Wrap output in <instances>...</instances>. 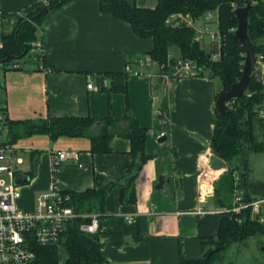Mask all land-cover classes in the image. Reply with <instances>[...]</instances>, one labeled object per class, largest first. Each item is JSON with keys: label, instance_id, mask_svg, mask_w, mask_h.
I'll list each match as a JSON object with an SVG mask.
<instances>
[{"label": "crops", "instance_id": "1", "mask_svg": "<svg viewBox=\"0 0 264 264\" xmlns=\"http://www.w3.org/2000/svg\"><path fill=\"white\" fill-rule=\"evenodd\" d=\"M127 1L155 8L159 0ZM40 6L41 0H0V44L22 17ZM41 32L40 64L4 71L6 117L23 121L112 116L120 121L109 127V151H92L88 135L52 139L48 133H35L12 142L24 164L26 155L32 160L29 167L19 165L30 176L20 185L21 192L24 185L31 197L24 208L33 207L54 183L66 192H82L100 177L106 192L104 206L92 213L100 216L97 234L104 264H182L183 255L203 258L213 245L205 240L217 234L221 223L214 194L216 181L226 170L218 171L215 179L210 172L204 176L206 185L210 183L204 193L199 178L202 158L215 153L212 139L219 112L216 103L223 91L221 78L202 70L203 74L168 81L160 66L136 65L137 57L153 49L154 37L138 35L129 21L103 10L100 0H69L51 9ZM170 54L182 57L177 48ZM128 63L139 72H127ZM105 73L109 74L101 85L98 77ZM91 81L94 88L88 87ZM127 106L146 128L149 158L140 168L130 138L120 134L127 126L122 120ZM101 125L93 132L98 133ZM69 149L78 151L79 158H66L55 170L52 152ZM204 166L211 168L209 160ZM128 215L134 216L132 222ZM261 243L264 251V240Z\"/></svg>", "mask_w": 264, "mask_h": 264}, {"label": "trees", "instance_id": "2", "mask_svg": "<svg viewBox=\"0 0 264 264\" xmlns=\"http://www.w3.org/2000/svg\"><path fill=\"white\" fill-rule=\"evenodd\" d=\"M67 1L69 0H53L49 5H41L22 17L12 33L2 36L0 63L5 65L6 70L23 69L18 66L17 60L29 54L33 49V42L42 38L41 26L44 16L51 9L62 6ZM100 2L103 10L129 21L138 35L154 37V47L148 53L153 60L168 65L175 58L170 59L172 48H177L182 57L194 59L198 63L199 74L209 71L213 76L220 77L222 90H229L235 82L239 81L243 73L246 50L236 34L235 8L237 6L252 3L249 10V34L256 54L264 52V42H261L264 38V0H159L155 8L138 7L127 0H100ZM217 8L223 34L222 57L219 60L212 59L211 50L194 40L193 28L173 27L166 23L168 16L174 12L182 11L200 17L206 11ZM37 55L43 60V53L39 52ZM145 55L137 57L134 63L142 65L141 61ZM108 74H100L101 76L98 77L101 85H104V78ZM247 93L229 105V112L225 114L218 112L214 128L212 149L215 154L229 163V169L221 174L215 184L214 200L220 207L233 206L237 189H242L247 200L258 197L251 191L254 183L250 179L249 155L251 152H264V120L258 116V107L264 100V87L257 80L254 72H252ZM0 109L6 111L5 107ZM122 120L127 122V126L120 130V134L130 138L132 153L134 157L140 158L138 165L140 168L149 158V155L145 153L146 128L139 124L138 118L129 107ZM119 121L112 116H49L23 121L7 118L6 125L12 135L11 140H8L10 142H16L20 137L35 133H48L52 139L60 135H88L92 141V151L101 152L111 149L112 135L109 133V127L116 125ZM97 124H102V127L98 133H94L93 128ZM235 159L239 163L232 165ZM240 165L243 166V170H239ZM134 178L135 175L130 177V186L134 185ZM97 179L94 187L71 193L70 204L77 212L103 209L106 192L101 186L100 177ZM131 198H134V189H132ZM220 214L221 223L217 234L205 240L206 243L213 244L206 255L200 259H188L183 255L182 264H214L216 260L222 258L217 255L232 243L245 242L252 236L264 234V226L251 217L249 209L239 215ZM88 220V218L80 217L70 222L61 237L60 246L35 244L36 263L104 264L105 257L98 234L80 229V224ZM61 248L67 252L63 262ZM211 251L213 252L208 257Z\"/></svg>", "mask_w": 264, "mask_h": 264}, {"label": "built area", "instance_id": "3", "mask_svg": "<svg viewBox=\"0 0 264 264\" xmlns=\"http://www.w3.org/2000/svg\"><path fill=\"white\" fill-rule=\"evenodd\" d=\"M53 0H41V5H49ZM257 1H255L256 3ZM264 21V15H263ZM167 24L173 27L187 26L194 29V40L201 43L206 33H209L211 46L202 44L204 47H211V57L219 60L222 57L223 34L220 29L219 9L209 12L204 18L195 17L191 13L182 11L170 14L166 20ZM212 23H215L217 29H212ZM44 44L41 39L33 42V52H44ZM173 56L170 55V59ZM141 64H153L160 66L164 72L162 75L168 81L177 79L185 75H198L200 67L198 63L191 58L177 57L172 59L168 65L160 64L153 60L150 54H146ZM127 72L138 73L131 63L126 65ZM257 80L264 87V52L256 54V66L253 70ZM89 88H94L95 83L89 82ZM247 93V91H246ZM245 93V94H246ZM251 95V93H247ZM233 99L229 105L234 102ZM258 116L264 120V100L258 107ZM3 115H0V122L3 121ZM19 149L10 141L0 142V174L7 173L10 180L0 177V264H37V254L34 249L35 244L39 245H59L63 233L68 224L76 218H88L80 224V229L88 233H97L99 229V213L77 212L70 204L72 194L64 191L58 183L46 192L41 193L36 198L33 207H20L18 200L22 197L21 186L15 183V177L21 172L19 165L24 161L23 157L18 155ZM202 158L203 168L199 178H204L211 168L207 170L204 163L208 164L210 155ZM79 158L76 150H60L52 152V163L56 170L62 160L66 158ZM210 166V165H209ZM211 167V166H210ZM214 170V169H213ZM224 170H221L223 172ZM220 172V173H221ZM220 173L215 178H218ZM201 182V191L204 193L209 188L205 179ZM201 193V194H202ZM203 195V194H202ZM251 212V217L256 219L264 226V195L254 199H245L242 189H237L233 199L232 207H221L220 213L241 214L242 212ZM203 212V210H200ZM129 222L134 220L133 215H128Z\"/></svg>", "mask_w": 264, "mask_h": 264}, {"label": "rangeland", "instance_id": "4", "mask_svg": "<svg viewBox=\"0 0 264 264\" xmlns=\"http://www.w3.org/2000/svg\"><path fill=\"white\" fill-rule=\"evenodd\" d=\"M215 10L216 9L208 10L200 17L204 18L209 12ZM211 26L213 30L217 29L215 23H212ZM261 42H264V38L261 39ZM201 43L211 46V39L209 33H206L204 35V38L201 41ZM208 46L206 48L210 50L211 47ZM36 53L39 54V51L33 52L32 50L25 57L19 58L17 60L18 66L25 69L39 65L41 59ZM5 70H6L5 65L0 63V108L7 107L6 91H5L6 82L4 79ZM0 115H3L4 117L3 121L0 122V142L11 140L12 135L11 132L9 131V127L6 125L7 123L6 111L0 109ZM24 158H25V164L23 161L21 163L23 164L22 167L24 168L31 166L32 160L30 156L26 155ZM236 163H239V161L235 159L231 164L235 165ZM249 166H250L249 167L250 179L254 183V185H252L251 188L252 194L254 196L260 197L262 196V193H264V152H251L249 155ZM239 170H243V166H241ZM0 177L10 180V176L7 173L0 174ZM24 185L22 187V197L18 200L20 207H26V204H28L31 201L30 195L26 192V190L23 189ZM263 240H264V235L257 234L247 239L245 242H234L231 245H229L226 249L221 251L222 253H219V255H217L222 257L224 260L221 262H219V260H216L218 262L217 263L215 262L214 264H219V263L247 264V260L250 261L249 264H264V251L262 250V243H261ZM60 252L62 253V262H63L67 257V252L63 248L60 249Z\"/></svg>", "mask_w": 264, "mask_h": 264}, {"label": "water", "instance_id": "5", "mask_svg": "<svg viewBox=\"0 0 264 264\" xmlns=\"http://www.w3.org/2000/svg\"><path fill=\"white\" fill-rule=\"evenodd\" d=\"M252 7V3H247L244 5H239L235 8V13L237 17V27L236 34L240 38L242 45L245 47V60L243 73L239 81L235 82L229 90H223L220 92L217 99V109L221 114L229 112V104L233 99L241 98L245 95L246 90L248 89L249 81L252 75V72L256 66V52L254 50L253 41L251 40L249 34V10ZM166 139V136H162L161 140ZM209 165L214 170H227L228 162L218 156L215 153L210 155ZM30 180V176L24 172H18L15 177V183L17 185H22L27 183ZM211 251L208 254V257L212 254Z\"/></svg>", "mask_w": 264, "mask_h": 264}, {"label": "bare ground", "instance_id": "6", "mask_svg": "<svg viewBox=\"0 0 264 264\" xmlns=\"http://www.w3.org/2000/svg\"><path fill=\"white\" fill-rule=\"evenodd\" d=\"M207 169H209V168H207ZM218 171H221V170H210L211 175L213 174L212 177H214L218 173Z\"/></svg>", "mask_w": 264, "mask_h": 264}]
</instances>
